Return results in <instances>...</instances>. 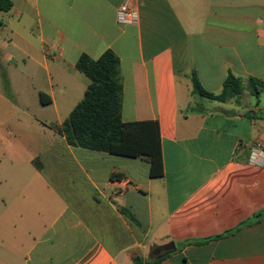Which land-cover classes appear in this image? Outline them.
Wrapping results in <instances>:
<instances>
[{"label":"crops","instance_id":"obj_1","mask_svg":"<svg viewBox=\"0 0 264 264\" xmlns=\"http://www.w3.org/2000/svg\"><path fill=\"white\" fill-rule=\"evenodd\" d=\"M11 1L0 12V40L15 49L0 48V264H264V165L250 163L264 92L247 87L264 81V0ZM126 2L137 24L118 23ZM107 50L120 58L123 121L159 124L161 177L146 158L72 146L56 130L91 83L80 56ZM194 73L215 94L229 73L244 88L212 100L193 93Z\"/></svg>","mask_w":264,"mask_h":264},{"label":"trees","instance_id":"obj_2","mask_svg":"<svg viewBox=\"0 0 264 264\" xmlns=\"http://www.w3.org/2000/svg\"><path fill=\"white\" fill-rule=\"evenodd\" d=\"M11 0H0V12L12 7ZM77 68L91 83L84 98L56 130L72 146L105 151L130 157H143L151 162V176L164 174L163 157L157 121L124 122L123 78L120 58L112 50L98 59L80 56ZM193 93L219 102L238 99L243 91L242 78L229 73L221 93L207 91L197 75H192ZM248 89L259 96L264 92V81L250 77ZM43 99V94H42ZM138 262V259L135 260Z\"/></svg>","mask_w":264,"mask_h":264},{"label":"built area","instance_id":"obj_3","mask_svg":"<svg viewBox=\"0 0 264 264\" xmlns=\"http://www.w3.org/2000/svg\"><path fill=\"white\" fill-rule=\"evenodd\" d=\"M117 19L120 25H134L139 22V13L129 2H126L119 8ZM250 163L258 166L264 165V143L262 141L253 145Z\"/></svg>","mask_w":264,"mask_h":264},{"label":"rangeland","instance_id":"obj_4","mask_svg":"<svg viewBox=\"0 0 264 264\" xmlns=\"http://www.w3.org/2000/svg\"><path fill=\"white\" fill-rule=\"evenodd\" d=\"M5 43H10V38H8L7 36H4V34H3V36H2V38L0 40V48L3 49V50H6L8 52L14 53L15 49L13 48L12 43L8 44V46H5ZM47 111H45V112L42 111V113L47 114ZM40 116H42V114H40Z\"/></svg>","mask_w":264,"mask_h":264}]
</instances>
